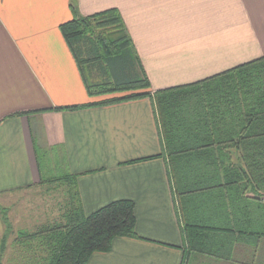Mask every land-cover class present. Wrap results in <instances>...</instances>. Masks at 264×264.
<instances>
[{
    "label": "crops",
    "instance_id": "0c3cea01",
    "mask_svg": "<svg viewBox=\"0 0 264 264\" xmlns=\"http://www.w3.org/2000/svg\"><path fill=\"white\" fill-rule=\"evenodd\" d=\"M73 6L82 17L121 13L153 92L264 57V0H0V206L18 204L9 223L50 199L45 182L77 176L86 214L131 201L141 237L115 240L89 264H264V240L236 244L231 261L192 252L166 163L128 164L162 151L149 98L58 110L125 96H88L60 30L74 19ZM39 149L54 155L49 168L39 165ZM38 190L35 200L20 197Z\"/></svg>",
    "mask_w": 264,
    "mask_h": 264
},
{
    "label": "trees",
    "instance_id": "16d2710c",
    "mask_svg": "<svg viewBox=\"0 0 264 264\" xmlns=\"http://www.w3.org/2000/svg\"><path fill=\"white\" fill-rule=\"evenodd\" d=\"M72 12L74 19L60 30L88 96H125L58 110L149 98L162 151L128 164L154 158L166 163L189 249L231 261L236 244L263 241L264 57L194 84L153 92L117 9L88 17L80 16L75 6ZM76 182L77 176L45 182L68 186L73 200L61 209L57 223L18 234L15 243L29 261L89 264L93 255L111 252L117 239H141L135 203L116 201L86 214ZM5 213L0 209L6 227L0 255L12 234Z\"/></svg>",
    "mask_w": 264,
    "mask_h": 264
},
{
    "label": "rangeland",
    "instance_id": "374dc122",
    "mask_svg": "<svg viewBox=\"0 0 264 264\" xmlns=\"http://www.w3.org/2000/svg\"><path fill=\"white\" fill-rule=\"evenodd\" d=\"M104 12V11H103ZM102 13V12H101ZM39 154V161L40 164L43 165L44 167L49 168L52 166V162L50 157H54L49 151H42L39 149L38 151ZM53 176H58L62 177L61 175H53ZM46 177L49 178L51 175L46 174ZM45 180V178H44ZM47 188V192L49 193V200L41 205L40 209H37L38 211L35 212H30L27 214H22V217H26L25 220H21V222L18 220H10V223L13 226L12 229V234L10 236L8 235L7 239L9 238L7 242V250L6 253H3L0 255V261L1 264H39V263H33V261H29L26 256V252L22 249L21 246L17 245L16 239L18 234L21 231H26V232H34L36 229L45 226V225H52L54 223H57L59 220L57 217H54V213L57 209H62L65 210L67 207L71 205V202L73 200L72 194L70 193V189L66 185H60V184H55V185H49L45 186ZM43 187L45 190L46 188ZM39 193L38 191H32L30 193H20V197L22 196H29L31 199L34 198L36 199L37 195ZM42 197L44 196L43 191L41 190ZM41 197V196H39ZM18 204H14L13 206L9 207L7 206H0V209H5L8 213L12 211ZM11 208V209H10ZM13 208V209H12ZM18 208V207H17ZM8 213L7 216L9 215ZM62 214L61 211L57 213V215ZM6 218L8 219V217ZM19 218H21V215H19ZM1 222L4 224L5 220L1 219ZM36 228V229H35ZM35 229V230H34ZM34 230V231H33ZM4 236V235H1ZM7 234H5V237ZM2 238V237H1ZM18 258V259H17Z\"/></svg>",
    "mask_w": 264,
    "mask_h": 264
},
{
    "label": "bare ground",
    "instance_id": "6f19581e",
    "mask_svg": "<svg viewBox=\"0 0 264 264\" xmlns=\"http://www.w3.org/2000/svg\"><path fill=\"white\" fill-rule=\"evenodd\" d=\"M67 110V109H66Z\"/></svg>",
    "mask_w": 264,
    "mask_h": 264
}]
</instances>
